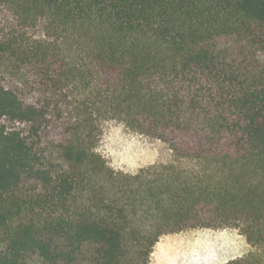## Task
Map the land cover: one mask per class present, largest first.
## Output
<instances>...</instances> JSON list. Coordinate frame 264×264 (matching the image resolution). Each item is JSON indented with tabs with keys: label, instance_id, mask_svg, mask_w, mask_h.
<instances>
[{
	"label": "trees",
	"instance_id": "trees-1",
	"mask_svg": "<svg viewBox=\"0 0 264 264\" xmlns=\"http://www.w3.org/2000/svg\"><path fill=\"white\" fill-rule=\"evenodd\" d=\"M110 119L175 159L115 170ZM195 228L264 264V0H0V264H150Z\"/></svg>",
	"mask_w": 264,
	"mask_h": 264
},
{
	"label": "rangeland",
	"instance_id": "rangeland-1",
	"mask_svg": "<svg viewBox=\"0 0 264 264\" xmlns=\"http://www.w3.org/2000/svg\"><path fill=\"white\" fill-rule=\"evenodd\" d=\"M97 149L111 167L127 173L175 159L165 142L136 133L116 119L103 122ZM245 244V238L234 228L171 232L162 235L155 245L150 264H222Z\"/></svg>",
	"mask_w": 264,
	"mask_h": 264
},
{
	"label": "crops",
	"instance_id": "crops-1",
	"mask_svg": "<svg viewBox=\"0 0 264 264\" xmlns=\"http://www.w3.org/2000/svg\"><path fill=\"white\" fill-rule=\"evenodd\" d=\"M240 235L243 236L242 234H240ZM245 241H246V239H245ZM245 246L246 247H243L241 250H239L237 254L232 255V256L228 257L227 259H225L224 261H222L223 262L222 264H225L228 260H230V259H232L234 257L240 256V255L244 254L245 252H247L249 250V247H250L249 244L247 243V241H246Z\"/></svg>",
	"mask_w": 264,
	"mask_h": 264
}]
</instances>
